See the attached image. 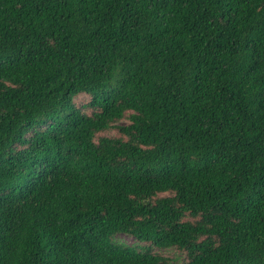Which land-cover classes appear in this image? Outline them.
I'll return each instance as SVG.
<instances>
[{"label":"trees","instance_id":"1","mask_svg":"<svg viewBox=\"0 0 264 264\" xmlns=\"http://www.w3.org/2000/svg\"><path fill=\"white\" fill-rule=\"evenodd\" d=\"M0 264H264V0H0Z\"/></svg>","mask_w":264,"mask_h":264},{"label":"rangeland","instance_id":"2","mask_svg":"<svg viewBox=\"0 0 264 264\" xmlns=\"http://www.w3.org/2000/svg\"><path fill=\"white\" fill-rule=\"evenodd\" d=\"M105 134H113V131H108L105 132ZM116 238L119 240H123V241H127L128 243H133L134 239L128 235H124V234H118L116 235ZM162 253L167 256L170 257L172 262H175L177 260L178 257H181V253L177 250V249H165L162 250ZM183 256V255H182Z\"/></svg>","mask_w":264,"mask_h":264}]
</instances>
